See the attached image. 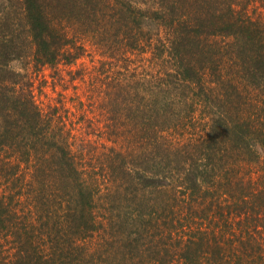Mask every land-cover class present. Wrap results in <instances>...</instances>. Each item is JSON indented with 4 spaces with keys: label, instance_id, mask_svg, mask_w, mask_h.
<instances>
[{
    "label": "trees",
    "instance_id": "trees-1",
    "mask_svg": "<svg viewBox=\"0 0 264 264\" xmlns=\"http://www.w3.org/2000/svg\"><path fill=\"white\" fill-rule=\"evenodd\" d=\"M0 264H264V0L1 2Z\"/></svg>",
    "mask_w": 264,
    "mask_h": 264
},
{
    "label": "rangeland",
    "instance_id": "rangeland-1",
    "mask_svg": "<svg viewBox=\"0 0 264 264\" xmlns=\"http://www.w3.org/2000/svg\"><path fill=\"white\" fill-rule=\"evenodd\" d=\"M1 2H4L5 4H7V6H14L17 4V0H0V5ZM10 10H17V9H10ZM153 30H155L152 33H156L157 30V26L152 25ZM149 29V27L147 28ZM95 38L92 40V42H94ZM88 48H94V45L92 46L91 42H86ZM96 46V45H95ZM48 76V75H47ZM49 79V77H48ZM67 79H70V75L67 76ZM41 80L40 77H38L36 75V73H33L32 76L27 77L25 79L24 84L27 85L28 87H30L35 95V98L37 99V101L40 103L41 106H43V108L48 109L49 105H52V103L54 104L56 102L55 98L57 97L56 91L52 89V86L49 84L45 87H41ZM68 89H66L65 91L69 94V95H74L72 96V101L73 104L75 103V109L78 110V102H77V92H76V88H75V84L71 81L70 83L66 84ZM68 124L65 125V130H71L73 133L77 131L76 128L78 127H74L70 124V121L67 120L66 121Z\"/></svg>",
    "mask_w": 264,
    "mask_h": 264
}]
</instances>
